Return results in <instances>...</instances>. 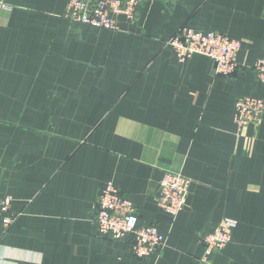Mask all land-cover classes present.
Listing matches in <instances>:
<instances>
[{"label": "crops", "instance_id": "0c3cea01", "mask_svg": "<svg viewBox=\"0 0 264 264\" xmlns=\"http://www.w3.org/2000/svg\"><path fill=\"white\" fill-rule=\"evenodd\" d=\"M0 9V264H203L201 235L235 220L208 264H264V111L233 122L242 97L264 99L253 64L264 52V0H146L117 30L73 26L67 0H4ZM240 41L237 68L179 62L180 26ZM165 170L192 180L173 217L156 202ZM111 182L165 245L145 258L94 221Z\"/></svg>", "mask_w": 264, "mask_h": 264}, {"label": "built area", "instance_id": "2783aa9c", "mask_svg": "<svg viewBox=\"0 0 264 264\" xmlns=\"http://www.w3.org/2000/svg\"><path fill=\"white\" fill-rule=\"evenodd\" d=\"M146 0H67L62 17L73 26H92L117 30V17L133 22L138 7ZM166 1V0H164ZM207 1V0H202ZM10 5L0 0V9ZM179 62L200 55L215 64L216 75L228 76L237 68L240 41L214 30H195L180 26L167 40ZM257 82L264 84V52L253 64ZM264 111V99L242 97L236 100L233 122L237 130L248 124H258ZM192 180L180 172L165 170L159 181L157 205L175 217L186 205ZM10 195L0 194V223L3 231L13 223L9 216ZM94 221L98 234L112 240L129 237V252L142 259L165 245L166 238L154 224L139 223L134 204L111 183H105L95 202ZM235 220L224 219L201 235L203 254L200 262L208 264L213 253L220 252L231 240Z\"/></svg>", "mask_w": 264, "mask_h": 264}, {"label": "rangeland", "instance_id": "374dc122", "mask_svg": "<svg viewBox=\"0 0 264 264\" xmlns=\"http://www.w3.org/2000/svg\"><path fill=\"white\" fill-rule=\"evenodd\" d=\"M68 21V20H67Z\"/></svg>", "mask_w": 264, "mask_h": 264}]
</instances>
